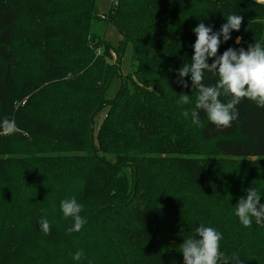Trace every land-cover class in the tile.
<instances>
[{"label": "trees", "instance_id": "trees-1", "mask_svg": "<svg viewBox=\"0 0 264 264\" xmlns=\"http://www.w3.org/2000/svg\"><path fill=\"white\" fill-rule=\"evenodd\" d=\"M240 1L250 17L264 18V5ZM225 2L202 0L195 9L188 0H112L105 19L94 0H0V122L14 121L16 130L30 138L22 146L63 154L48 163L39 158L46 164L36 166L35 178L3 190L13 200L0 227V264H183L180 245L196 236L197 226L194 233H181L175 209L193 207L221 217L202 202L211 195L223 199L219 189L213 192L219 185L208 167L186 157L194 150L185 140L195 136L223 157L258 160L264 170V108L244 99L232 127L221 130L203 110L199 124L183 115L194 109L198 95L190 74L184 78L187 88L177 82L179 69L194 55L193 29L204 23L219 32L227 16L236 14ZM25 9L29 21H19ZM103 21L121 36L116 48L99 34ZM73 36L80 43L75 55L67 51ZM230 36L227 42L221 36L218 55L236 47L237 37L240 45L248 40L247 50L261 41L262 32L241 24ZM17 38H24L27 58L22 50L14 51ZM127 44L136 68L121 80L115 97L106 99ZM217 79L206 72L204 83L211 86ZM127 82L130 89L124 87ZM37 93L61 97L63 111L74 114L33 113L26 103ZM181 94L189 95V104L178 103ZM220 99L226 103L230 97ZM10 104L17 105L11 117ZM187 123L195 129L185 130ZM12 136L0 129V171L19 150ZM73 197L87 222L79 232L68 233L74 221L65 218L60 205ZM242 197L233 193V202ZM42 217L50 223L49 234L40 227ZM230 234L232 239L220 243L222 253L237 254L239 264H264V249H254L261 243L244 253L245 244L264 234V227ZM228 247L233 254H226ZM80 250L84 256L74 260Z\"/></svg>", "mask_w": 264, "mask_h": 264}, {"label": "rangeland", "instance_id": "rangeland-1", "mask_svg": "<svg viewBox=\"0 0 264 264\" xmlns=\"http://www.w3.org/2000/svg\"><path fill=\"white\" fill-rule=\"evenodd\" d=\"M190 4L193 5V8H199L202 5V0H188ZM256 3L264 5V0H254ZM226 4L231 5V9L236 13V15L242 16V25L244 27L251 26L253 29L262 32V38L259 43L264 46V18L261 17H250L249 12L241 4L240 0H229V2H225ZM232 3V4H231ZM94 5L97 13L104 17L105 19L110 18V9L112 6V0H94ZM191 9V13L194 14L195 10ZM244 13H247L244 16ZM28 16V12L25 9L20 16L19 21H26ZM28 20V19H27ZM194 20V17H193ZM29 21V20H28ZM104 22V21H103ZM73 31H78L73 30ZM73 33V32H71ZM103 33L104 40L109 43L111 46L116 48L121 41V36L118 33L117 29L110 24L109 22H104V26H101V31L99 34ZM74 34V33H73ZM248 40L244 42V44H237L236 39L234 44L236 47H231L234 49L244 48L246 46ZM67 51H71L73 55H75L76 50H79L78 41L75 39V36L69 38L68 40ZM27 45L25 43L24 38H17L16 39V49L14 51L21 52V50ZM23 54L26 57V52L22 50ZM30 56L32 53L29 52ZM112 56L115 57V54L112 53ZM27 58V57H26ZM114 60V59H113ZM114 62V61H112ZM136 68V64L132 60V48L130 44H127L124 48L123 53L121 54L120 61H119V73L115 76L112 81L110 82L108 89L106 91V99H113L117 92L120 91L121 88V80L131 77L132 72ZM127 89H130L131 84L127 82L126 86ZM30 105L28 108L30 111L32 110L33 113H39L45 111H52L54 114L62 116H71L74 114L73 111H63L62 109V98L54 95V100L46 93L36 94L35 97L30 96L27 100V104ZM66 102L65 105H67ZM16 104L9 105V114L8 116L11 117L12 113H15ZM189 112V116L185 118L191 117V110H187ZM50 113V112H48ZM43 115V114H42ZM54 127V126H52ZM185 130L193 131L191 124L187 123L183 126ZM62 131V128H60ZM23 132L15 130L14 136H12L15 141L18 143L16 145L19 150L13 152L8 156L11 159L10 165L5 169L0 171V227L3 226L4 216L12 204V198L10 194L6 195L3 191L6 187H16L22 181L32 178H35L36 166L40 164H46L50 160H53L56 156H62L63 154H47L45 151L36 150L35 148L29 146H22L23 141H29L30 138ZM22 138H21V137ZM26 140H22L25 139ZM31 141V140H30ZM188 147H192L194 152L188 153L186 157H191L195 159H200L204 167H208L210 171V179L215 182V184L219 185L215 190L214 193L218 192V189L222 193V200L216 201L213 195L212 197L206 196L207 201L202 202L204 205H207L209 209H215L221 217H213V215L205 212V211H198L193 207H190V210L185 207L180 212L179 209H175L176 217H178V222L181 227V233L185 232L187 235L190 233H194V227L197 228L203 224L205 226H210L216 229L218 232L222 234V239L220 243L227 241L228 239H232L233 236L230 232H236L241 230H249L252 227L262 228L264 227V223L256 224L255 218H252L253 222L250 228L245 227L241 228V223L239 222L238 217L235 215V209L237 202H233V193H236L237 196L243 194L246 198L247 190L249 188H255L260 195V204H264V170L259 169L258 160H251V161H242V160H234L227 157H223L217 151L212 150L207 144H202L198 142L195 136H190L185 140ZM15 143V142H14ZM69 144H74L75 142H69ZM57 150V149H56ZM51 152H58V151H51ZM60 153V152H59ZM35 160H30L31 158ZM39 158H42L46 162L37 161ZM215 177V178H213ZM167 185L176 186L174 182L169 181ZM202 193V192H201ZM172 194V193H171ZM15 208V207H14ZM191 224V227L187 228V225ZM185 226V227H184ZM11 228V225L7 226L6 230ZM231 230V231H230ZM227 234V235H224ZM255 243H261L260 245L255 246ZM253 244L254 249H264V234H259L255 238L253 237L251 242H247L245 244L244 253L250 252L248 247ZM226 254L230 253L233 254L234 251L231 247L226 248ZM264 260L261 258V261ZM39 264H43L40 260Z\"/></svg>", "mask_w": 264, "mask_h": 264}, {"label": "clouds", "instance_id": "clouds-1", "mask_svg": "<svg viewBox=\"0 0 264 264\" xmlns=\"http://www.w3.org/2000/svg\"><path fill=\"white\" fill-rule=\"evenodd\" d=\"M242 16L229 14L226 23L219 32H213L212 27L199 23L193 29L196 39L193 45L194 55L190 64H183L178 71V83L188 87L184 80L190 74L192 88L198 90L195 107L191 111L192 123L199 124V111L206 113L207 119L217 130L232 127V122L238 118L237 106L244 100L255 103L264 108V46L256 42L244 48L234 49L229 47L218 55L223 41L227 42L232 31H239L242 24ZM241 38L237 37L239 44ZM209 58H213L211 64ZM218 77L214 85L208 86L204 83L205 73ZM230 97L228 102H222L220 97ZM178 103L187 105L190 103L188 94H181ZM185 117L189 112H183ZM0 129L5 134H12L16 130L15 122L5 118L0 122ZM260 195L255 188L247 190L246 198L242 197L236 204L235 215L244 227H251L252 218L256 224L264 223V204H260ZM61 210L65 218H72L73 226L68 228V233L79 232L87 222L80 215L82 205L73 197L61 201ZM40 227L45 234L51 231L47 218H41ZM196 236L189 237L180 245L183 254V264H239V256L233 254L231 257L220 251L222 234L210 226L201 224L196 228ZM198 237V238H197ZM84 256L82 250L77 251L73 259L80 260Z\"/></svg>", "mask_w": 264, "mask_h": 264}]
</instances>
